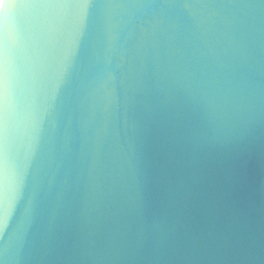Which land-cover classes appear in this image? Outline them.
Wrapping results in <instances>:
<instances>
[{
  "label": "water",
  "instance_id": "obj_1",
  "mask_svg": "<svg viewBox=\"0 0 264 264\" xmlns=\"http://www.w3.org/2000/svg\"><path fill=\"white\" fill-rule=\"evenodd\" d=\"M0 264H264V0H1Z\"/></svg>",
  "mask_w": 264,
  "mask_h": 264
},
{
  "label": "snow or ice",
  "instance_id": "obj_2",
  "mask_svg": "<svg viewBox=\"0 0 264 264\" xmlns=\"http://www.w3.org/2000/svg\"><path fill=\"white\" fill-rule=\"evenodd\" d=\"M2 170V163H0V190L3 189Z\"/></svg>",
  "mask_w": 264,
  "mask_h": 264
},
{
  "label": "bare ground",
  "instance_id": "obj_3",
  "mask_svg": "<svg viewBox=\"0 0 264 264\" xmlns=\"http://www.w3.org/2000/svg\"><path fill=\"white\" fill-rule=\"evenodd\" d=\"M0 3H1V0H0Z\"/></svg>",
  "mask_w": 264,
  "mask_h": 264
}]
</instances>
